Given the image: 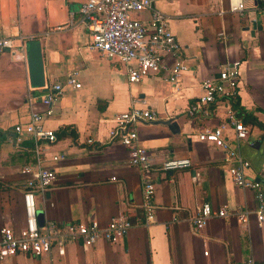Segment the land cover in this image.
I'll return each mask as SVG.
<instances>
[{
  "label": "crops",
  "instance_id": "crops-1",
  "mask_svg": "<svg viewBox=\"0 0 264 264\" xmlns=\"http://www.w3.org/2000/svg\"><path fill=\"white\" fill-rule=\"evenodd\" d=\"M83 1L0 0V37L20 34L38 40L44 83L62 82L71 71H77L80 83L79 88L64 87L52 103V114L42 121L46 128H70L72 134L57 137L45 154L56 178L43 197L35 194L40 223L94 219L104 225L119 214L133 223L114 243L82 247L68 242L62 251L53 248L52 264H239L246 257L264 264V224L252 216L246 223L231 215L211 217L200 229H192L190 218L202 201L228 210L252 209L255 201L252 190L231 181L222 152L196 138L204 125L225 119V104L215 105L208 119L185 115L188 103L201 93V80L216 76L223 63L237 61V94L230 107L249 129L239 153L248 161L246 177L264 188V7L246 0L239 15L227 10V0H153L167 17L180 44L179 58L187 66L171 88L160 73L129 83L120 63L90 49L89 32L76 12ZM37 92L28 83L25 47L14 54L5 50L0 55V227L13 231L25 222V175L20 169L32 157L27 142L15 146L5 135L14 124L28 120L26 96ZM132 97L154 110L156 121L174 117L178 127L172 133L155 120L136 125L139 143L155 159V169L147 173L154 183L155 206L148 225L139 223V172L128 163L126 149L108 137L114 117L127 109ZM31 107L43 108L37 99ZM87 138L97 146L87 144ZM57 153L63 158L50 161ZM165 156L187 157L190 166L164 171L159 162ZM47 261V256L20 254L0 264Z\"/></svg>",
  "mask_w": 264,
  "mask_h": 264
},
{
  "label": "built area",
  "instance_id": "built-area-1",
  "mask_svg": "<svg viewBox=\"0 0 264 264\" xmlns=\"http://www.w3.org/2000/svg\"><path fill=\"white\" fill-rule=\"evenodd\" d=\"M254 1L264 7V0ZM244 9L242 0H227L228 11L242 15ZM76 12L79 23L89 32V48L120 63L129 83H137L147 76L160 73L174 88L178 76L187 69L179 58L180 44L168 27L167 17L155 7L153 0H85L79 4ZM28 39L20 34L0 37V55L5 50L12 54L18 49L24 51V42ZM238 64L237 61L223 63L216 76L202 79L201 93L188 103L185 115L189 119H208L215 105L225 104V119L214 126L204 125L196 132V138L199 142L212 144L222 152L231 181L239 188L252 190L255 204L252 209L235 207L228 210L224 207L213 209L208 201H202L190 218L194 231L203 227L211 217L223 218L227 215L234 216L242 223H246L248 217L252 216L257 224H264V188L260 181L246 177L248 161L239 153V143L246 141L249 129L230 107L237 94ZM77 77V71H71L62 82L43 83L34 88L38 90L37 94L28 93L26 96L28 120L14 124L5 135V139L15 146L27 142L32 161L20 169V173L25 175L22 192L25 222L18 231L8 226L0 227V260L22 254L47 256L48 261L42 264H52L50 254L55 247L62 251L68 242L82 247H89L98 241L114 243L122 239L133 225L125 214L112 217L104 225L94 219L77 222L45 219L40 224L37 222L35 194L43 197L56 178L52 167L45 163V154L57 137L53 129L43 126L42 121L52 114V103L64 87H80ZM34 99L41 103L42 110L31 107ZM156 119L154 110L146 107L138 97H132L127 109L116 114L108 133L109 139L118 141L126 149L128 163L139 172L142 210L139 223L142 225H148L154 219V183L147 173L155 169V159L139 143L136 125ZM227 130L230 135L226 134ZM85 142L94 148L97 146L91 138ZM63 156L62 153L53 154L49 160L56 162ZM189 166L190 160L187 157L165 156L159 162V168L164 171ZM239 264L256 262L252 257H246Z\"/></svg>",
  "mask_w": 264,
  "mask_h": 264
},
{
  "label": "water",
  "instance_id": "water-1",
  "mask_svg": "<svg viewBox=\"0 0 264 264\" xmlns=\"http://www.w3.org/2000/svg\"><path fill=\"white\" fill-rule=\"evenodd\" d=\"M25 60L28 74V83L31 88H38L44 83L40 45L37 39H28L24 42ZM156 121V120H155ZM165 125L172 133L178 131L174 117L156 121ZM40 211H36L37 222L40 223Z\"/></svg>",
  "mask_w": 264,
  "mask_h": 264
},
{
  "label": "trees",
  "instance_id": "trees-1",
  "mask_svg": "<svg viewBox=\"0 0 264 264\" xmlns=\"http://www.w3.org/2000/svg\"><path fill=\"white\" fill-rule=\"evenodd\" d=\"M54 133L56 135V137H60V136H63V134H72V131L70 128H65V129H62V130H58V131H55L54 130Z\"/></svg>",
  "mask_w": 264,
  "mask_h": 264
},
{
  "label": "rangeland",
  "instance_id": "rangeland-1",
  "mask_svg": "<svg viewBox=\"0 0 264 264\" xmlns=\"http://www.w3.org/2000/svg\"><path fill=\"white\" fill-rule=\"evenodd\" d=\"M242 1L245 3L246 0H242Z\"/></svg>",
  "mask_w": 264,
  "mask_h": 264
}]
</instances>
